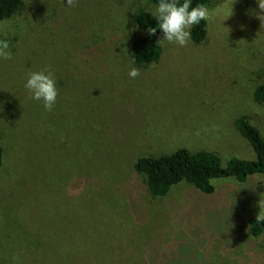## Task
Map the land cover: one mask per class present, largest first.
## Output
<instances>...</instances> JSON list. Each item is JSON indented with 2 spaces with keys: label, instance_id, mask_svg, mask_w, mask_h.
<instances>
[{
  "label": "rangeland",
  "instance_id": "obj_1",
  "mask_svg": "<svg viewBox=\"0 0 264 264\" xmlns=\"http://www.w3.org/2000/svg\"><path fill=\"white\" fill-rule=\"evenodd\" d=\"M21 1L0 23L13 55L0 60V240L10 235L11 252L0 264H264V235H248L249 219L264 218V176L214 179L210 194L181 182L152 197L134 170L140 154L181 147L254 159L234 120L247 116L264 137L257 0H215L202 44L166 42L135 79L132 15L153 13L148 0ZM46 66L58 89L51 111L24 87ZM54 157L78 161L66 190L54 191Z\"/></svg>",
  "mask_w": 264,
  "mask_h": 264
},
{
  "label": "trees",
  "instance_id": "obj_2",
  "mask_svg": "<svg viewBox=\"0 0 264 264\" xmlns=\"http://www.w3.org/2000/svg\"><path fill=\"white\" fill-rule=\"evenodd\" d=\"M154 6L158 0H148ZM215 0H192V6L204 4L209 6ZM249 2L251 0H240ZM22 8L21 0H0V23L15 17ZM134 26L142 33L140 37L131 42L128 48L131 63L137 68H147L159 63L163 47L157 43L162 33L157 28L156 34L150 36L147 32L148 28H156L158 24L153 13L139 9L132 15ZM208 33L207 21H202L199 25L192 28V43L200 45L204 42ZM5 39V38H3ZM96 45L85 47L83 51H95ZM253 100L258 104H264V82L261 83L254 91ZM234 127L238 134L247 141L253 154L254 159L244 160L238 158H230L225 163L214 152L199 150L190 151L186 148H177L171 152H160L157 156L152 154H140L134 163V170L143 177L144 183L149 194L152 197H163L169 190L181 183L185 182L194 186L202 193L210 194L213 192L211 181L214 179L233 178L242 183L249 176H264V137L254 126L247 116H240L234 120ZM4 149L0 144V167L2 166ZM77 160L69 161L64 164L60 163L58 157H54V191L57 189L66 190V182L68 183V170L73 177L76 171ZM63 165L64 167H59ZM59 185L60 188H55ZM248 235L251 238H258L264 235V218L252 217L248 221ZM0 240V254H6L8 251L7 242L10 235H4ZM8 240V241H7ZM39 244V243H38ZM37 244V245H38ZM36 245V246H37ZM17 253L15 255L27 253L26 250H20L15 244ZM11 254L8 251V255Z\"/></svg>",
  "mask_w": 264,
  "mask_h": 264
},
{
  "label": "clouds",
  "instance_id": "obj_3",
  "mask_svg": "<svg viewBox=\"0 0 264 264\" xmlns=\"http://www.w3.org/2000/svg\"><path fill=\"white\" fill-rule=\"evenodd\" d=\"M78 0H66L68 7H73ZM261 13H264V0H257ZM153 15L158 27L148 28L150 36L155 35L157 28L162 33V39L157 43L164 45L175 44L186 47L192 42V28L202 21H207L210 16L209 9L204 4L192 6V0H158L154 6ZM259 18H264L260 15ZM13 58L10 43L7 39H0V60H11ZM140 75V70L130 67L128 76L135 79ZM24 87L31 93V98L41 102L46 111H51L58 97L57 82L54 70L51 66L38 71H30Z\"/></svg>",
  "mask_w": 264,
  "mask_h": 264
}]
</instances>
